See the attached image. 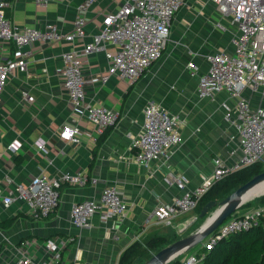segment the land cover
Instances as JSON below:
<instances>
[{
  "label": "crops",
  "instance_id": "obj_1",
  "mask_svg": "<svg viewBox=\"0 0 264 264\" xmlns=\"http://www.w3.org/2000/svg\"><path fill=\"white\" fill-rule=\"evenodd\" d=\"M81 1L49 0L46 6H38L33 0H12L7 15L19 26L57 23L70 31ZM127 1L95 0L86 13L87 35L75 43L35 41L27 72L13 73L0 95V221H13L0 227V264L23 257L45 260L50 257L46 247L50 239L65 242L58 264H118L122 252L149 232L169 233L171 227L159 224L153 215L158 204L171 202L183 192L164 180L169 171L184 172L189 178L187 190H195L203 176L215 170V159L229 166L240 157L237 130L226 120L222 107L223 102L233 106L236 100L227 93L214 99L198 94L200 77L210 65L207 57L217 50H234L235 27L211 0H185L173 18L162 57L135 82L113 75L103 83L109 60L104 53L87 57L86 106L104 105L120 112L117 123L105 131L107 136L98 144L100 135L86 109L75 108L63 88V56L75 46L81 50L99 31L103 15ZM14 56V45L2 42L0 60ZM244 96L251 107L264 106V96L250 90ZM151 100L186 123L183 142L168 162L145 168L133 159L132 142L143 129L144 110ZM64 126L80 128L78 142L59 136ZM14 141L19 147L9 149ZM67 172H80L89 180L83 186L64 183L59 206L48 217H33L30 206L21 199L5 205L4 198L15 196L18 184H30L42 173L56 178ZM109 185L123 193L125 214L104 219L103 213H98L87 230L73 225L72 205L99 198ZM186 217L180 216L177 223H187ZM199 251L197 245L188 252Z\"/></svg>",
  "mask_w": 264,
  "mask_h": 264
},
{
  "label": "built area",
  "instance_id": "obj_2",
  "mask_svg": "<svg viewBox=\"0 0 264 264\" xmlns=\"http://www.w3.org/2000/svg\"><path fill=\"white\" fill-rule=\"evenodd\" d=\"M38 6H46L49 0H33ZM216 8L235 27L232 53L217 50L207 57L210 65L200 77L198 94L201 98L214 99L227 93L236 100L235 105L222 103L227 121L234 124L239 140L240 157L233 165H226L220 158L215 159V170L203 176L202 183L195 190H187L188 176L181 171H169L164 180L182 190V194L171 202L156 206L153 215L159 224L175 228L182 233L189 223H177L180 216L196 213L202 196L212 184L224 175L260 162L264 158V106H250L244 96L246 90L264 96V0H211ZM95 0H82L77 5V15L73 28L64 31L57 23L39 26H19L13 24L7 15V7L12 0H0V44L12 43L15 56L0 60V95L8 80L15 72L26 73L29 59L33 54L31 45L38 40L72 43L87 35V11ZM185 0H128L116 10L108 11L102 17L99 31L91 40L85 41L82 49L76 46L64 53L63 88L70 96L75 108L84 107L87 118L95 125L98 135H102L117 123L120 112L104 105L86 106V83L84 75L87 57L93 53H104L110 65L101 81L106 83L113 75L130 82L137 81L162 55L169 39L173 18ZM237 29V30H236ZM113 47V49H110ZM186 120L171 113L163 105L151 100L144 110L142 131L134 138L133 159L145 168L158 162L166 164L172 153L182 144V127ZM81 130L78 126H64L59 136L66 141L78 142ZM16 149L19 143L9 144ZM236 152V151H235ZM233 152V153H235ZM88 177L80 172L64 173L50 178L42 173L30 184H18L13 194L4 198L6 206L15 200L25 201L35 218L48 217L60 203L61 188L64 183L77 186L86 185ZM11 181V180H10ZM97 180L93 179V183ZM127 205L123 193L114 185L106 186L99 198H88L75 202L71 207V222L80 229H91L92 219L103 213L104 219L123 216ZM196 214L191 220L195 222ZM264 221V206L238 210L226 219L200 244L202 251L184 252L175 259L180 264H200L205 257L203 249H212L230 234L248 230ZM65 242L50 239L46 243L50 257L36 260L23 257L10 264H58L62 258ZM72 264H80L75 261Z\"/></svg>",
  "mask_w": 264,
  "mask_h": 264
},
{
  "label": "trees",
  "instance_id": "obj_3",
  "mask_svg": "<svg viewBox=\"0 0 264 264\" xmlns=\"http://www.w3.org/2000/svg\"><path fill=\"white\" fill-rule=\"evenodd\" d=\"M107 136V132L98 139V144ZM264 171L262 162L230 172L214 182L202 196L196 207V214L210 201H222L237 188L245 184L256 174ZM259 206H264V196L259 199ZM252 207L247 203L242 208ZM200 217V215H199ZM12 220L0 221V227H7ZM170 237H174L171 239ZM175 232L160 234L157 230L149 232L141 239L129 245L121 254L118 264H134L137 259L149 260L160 249L177 240ZM204 259L200 264H264V221L248 230L230 234L219 241L212 249H203ZM168 264H180L178 259Z\"/></svg>",
  "mask_w": 264,
  "mask_h": 264
},
{
  "label": "water",
  "instance_id": "obj_4",
  "mask_svg": "<svg viewBox=\"0 0 264 264\" xmlns=\"http://www.w3.org/2000/svg\"><path fill=\"white\" fill-rule=\"evenodd\" d=\"M262 182H264V171L256 174L222 201L218 202L217 200H212L208 202L199 214L201 218L210 213L213 208L217 207V209L206 219L200 229L187 237L175 240L163 247L147 260L145 264H168L180 254L195 248L233 213L242 209V207L247 204V201H249L244 200L246 193ZM261 196H264V193ZM209 218L210 221H208Z\"/></svg>",
  "mask_w": 264,
  "mask_h": 264
},
{
  "label": "rangeland",
  "instance_id": "obj_5",
  "mask_svg": "<svg viewBox=\"0 0 264 264\" xmlns=\"http://www.w3.org/2000/svg\"><path fill=\"white\" fill-rule=\"evenodd\" d=\"M227 29H228V28H227ZM261 162H262V164H263V166H264V158H263V160H262ZM260 197H261V196H260ZM260 197L255 198V199H253V200H249V201H247V203H251V204H252V207L247 208V209H251V208L259 207V199H260ZM216 209H217V207L213 208V209L210 211V213H208V214H207L205 217H203V218H201V217L198 216L199 218H198L195 222H192L191 225H190V222H191V220L195 217L196 213H189V214H186V215H187L186 219L188 220L189 225H188V227L184 230V232H182V233H177L178 231L174 230L173 227L169 228V232H175L176 237H177L178 239H181V238L187 237V236H189L190 234L196 232L198 229H200L201 226H202V225L204 224V222L206 221V219H207L208 217H210V216L212 215V213H213L214 211H216ZM243 209H244V208H242V209H240V210H243ZM180 226H181V228H183V225H182V224H181ZM167 234H169V233H167ZM170 238L173 239L174 237H170ZM178 239H177V240H178ZM174 241H175V240H174ZM145 263H146V261H144V260H142V259H137V260L135 261L134 264H145Z\"/></svg>",
  "mask_w": 264,
  "mask_h": 264
},
{
  "label": "bare ground",
  "instance_id": "obj_6",
  "mask_svg": "<svg viewBox=\"0 0 264 264\" xmlns=\"http://www.w3.org/2000/svg\"><path fill=\"white\" fill-rule=\"evenodd\" d=\"M264 193V182L254 186L251 188L246 195L244 196V200H253L255 198L260 197ZM210 221V218L209 220Z\"/></svg>",
  "mask_w": 264,
  "mask_h": 264
}]
</instances>
